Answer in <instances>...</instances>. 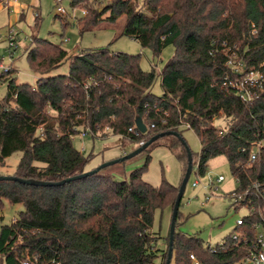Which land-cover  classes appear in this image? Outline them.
<instances>
[{"label":"trees","instance_id":"obj_1","mask_svg":"<svg viewBox=\"0 0 264 264\" xmlns=\"http://www.w3.org/2000/svg\"><path fill=\"white\" fill-rule=\"evenodd\" d=\"M89 1L106 2L70 0L71 6L88 5V14L81 17L87 19L84 27L97 24L106 12L112 22L126 15L125 35L139 40L155 58L173 45V56L158 73L154 66L148 71L141 67V54L87 49L71 57L68 74L45 76L68 51L32 34L27 59L40 77L32 85L19 83L13 77L15 69L8 73L7 94L0 98V167L21 152L14 176L60 181L90 170L94 154L73 144L72 136L81 127L97 133L108 126L113 134L138 144L166 131H178L183 137L188 123L201 143L197 160L191 152L197 174L205 175L209 161L223 155L238 181L236 191L255 182L264 188V145L255 162L249 163L254 144L264 142V89L244 102L224 87L230 71L220 50V43L228 40L239 44L247 68L264 63V0H142L143 6L138 0H108L102 8ZM39 21L37 16L36 27ZM158 77L161 95L152 92ZM90 78L97 83L85 88ZM138 116L148 126L146 133L129 132ZM216 118H225L227 127L215 126ZM160 145L184 163V178L188 143L171 134L143 150L145 164L128 179H116L107 166L55 186L0 180V208L4 200L24 206L0 228V264H21L35 256L36 264H157L160 257L166 264L170 234L165 237L167 249L162 250L156 245L160 235L151 228L158 209L173 211L180 186L164 177L154 186L143 178L151 148ZM181 216L179 209L174 264H192L191 254L203 264H238L253 248L251 221L256 218L236 226L211 251L201 238L179 230Z\"/></svg>","mask_w":264,"mask_h":264},{"label":"rangeland","instance_id":"obj_2","mask_svg":"<svg viewBox=\"0 0 264 264\" xmlns=\"http://www.w3.org/2000/svg\"><path fill=\"white\" fill-rule=\"evenodd\" d=\"M19 1L27 4V7L24 8L25 17H20L17 21H11L8 18V13L0 16V26L4 23L9 24V22H12L20 31V47L12 59H10L8 52L5 51L6 42H0V61L4 57L3 63L5 65H13L17 70L13 77H16L19 83L27 82L36 85L40 77V75L31 70L27 59V49L32 45L31 36L34 33L38 34L39 37L61 45L68 51V56L62 60L60 65L45 76L68 74L71 57L81 54L83 50L87 49L107 47L112 52L141 54V67L148 71L154 66L158 73L163 70L175 51L174 46L170 45L164 49L160 57L155 58L152 51L149 48H144L139 40L124 34L126 15H121L116 21L112 22L107 18L110 13L106 12L97 24L84 27L83 24L87 21L86 18H81L84 16H80L76 20L67 15H64L63 19L57 17L56 0ZM106 2L103 4L98 3L97 5L94 1H89L88 4L102 8ZM63 5L68 11L71 10L70 0H63ZM139 5L143 6L142 2L139 1ZM36 12L40 15L37 27L34 25V13L36 15ZM64 23L67 26L64 27ZM3 39L4 34L0 40ZM66 39H69V41H66ZM7 90L8 81H2L0 98L7 94ZM152 92L157 95L163 93L160 77L157 78ZM213 124L226 128L227 120L225 118H216L213 120ZM106 128L107 126L99 129L102 137L93 136V133H91L84 138L77 134L73 139V144L77 149L85 154H94L93 160L89 164L90 169L107 162L108 158L117 159L129 154L138 147L137 144L124 140L121 135L113 134L112 130H107ZM104 130H107V133H104ZM182 135L188 143L194 159L197 160L201 150L198 135L190 128L184 129ZM162 142H164L163 139L160 143ZM151 149V159L143 174L144 180L154 186H158L164 177L174 186H180L183 181L184 163L174 151L166 146L160 145ZM21 155V152H16L9 156L6 160V165L0 167V174L13 175ZM146 157L147 152L143 151L126 161L111 165L110 170L116 179H128L131 172L145 164ZM218 175H224L226 179L222 183L217 184L218 189H215V186L209 188L210 198L207 199V191L204 186L208 183L207 178L209 176L217 177ZM197 179L201 180V184L194 187L193 182ZM237 187L238 181L233 176L225 156L220 155L211 159L205 176L197 174V164H195L179 208L182 215L179 219V230L189 236L201 238L204 241V245L210 244L214 246L221 243L223 238L235 229L237 219L248 213L245 207L237 210L231 206L232 202L228 195L236 191ZM23 209L24 206L21 203L13 204L8 200H4V205L0 208V228L4 224H10ZM172 212L171 207H166L163 210L158 209L155 213L151 231L158 233L162 237L167 236L170 232ZM157 242L159 243V245L157 244L158 246L162 245L160 238Z\"/></svg>","mask_w":264,"mask_h":264},{"label":"built area","instance_id":"obj_3","mask_svg":"<svg viewBox=\"0 0 264 264\" xmlns=\"http://www.w3.org/2000/svg\"><path fill=\"white\" fill-rule=\"evenodd\" d=\"M12 1L15 0H0V3H2L4 7L8 8ZM138 1L142 2V0ZM56 10L59 15L70 16L73 20H76L80 16H86L89 12L88 5L71 6V10L68 11V9H66L63 5V0H56ZM253 31L256 32L255 29ZM3 34V40L6 41L5 51L8 52L10 59H12L15 52L20 47V31L16 28L15 24L11 23L7 26L4 33L0 31V38ZM66 41H69V39H66ZM220 44V50L225 56L226 65L230 71L224 77L223 86L234 92L242 101H252L255 98L256 93L259 90L264 89V63L259 67L247 68L238 43H230L228 40H223ZM3 61L4 57H2V60L0 61V86L2 81H7L8 73L12 69V66L5 65ZM96 83L97 82L94 81L93 78H90L86 82L85 88H89L91 85H95ZM166 115H168V113H166ZM164 122H166V120H164ZM184 126L188 128L191 127L188 123H184ZM152 127H155V124H152ZM99 129L100 128H98L97 133H93L89 127H83L80 128L75 135L79 134L82 138H84L86 135L93 133V136L98 135V137H102ZM106 129L111 130L108 126ZM107 130H104V133H107ZM138 131L140 132L136 123L134 126L129 128V132L137 134ZM75 135L72 136V139H74ZM144 143V141H140L137 145H143ZM263 145V141L254 144L249 155L250 164L255 162ZM241 150L245 151V148H241ZM225 179L224 175H218L217 177L209 176L207 178L208 183L204 185L207 191V199L210 198V193L208 192L209 188L215 186V189H218L217 184L222 183ZM200 181V179L195 180L193 182V186L197 187L200 185ZM228 198L235 206H238L239 209L241 207H245L248 210V213L245 216L237 219V226H243L247 224L249 220L256 218V220L253 219L254 221H251L252 227L255 230L253 248L249 250V253L245 255L238 262V264H264V188H261L259 183L255 182L253 185L243 190L230 193ZM257 201H261L262 204L260 205ZM237 236L238 235L235 234L233 237L237 238ZM210 247L211 251H215V245H210ZM190 258L192 260V264H203L195 254H191ZM37 261L38 258L36 256L33 258L27 257L21 264H35Z\"/></svg>","mask_w":264,"mask_h":264},{"label":"water","instance_id":"obj_4","mask_svg":"<svg viewBox=\"0 0 264 264\" xmlns=\"http://www.w3.org/2000/svg\"><path fill=\"white\" fill-rule=\"evenodd\" d=\"M136 126L137 128L140 130V132L142 133H146L148 130V126L146 125V123L144 122V120L142 119V117L138 116L135 120ZM176 135L178 136L183 142H185V140L183 139V137L180 135V133L178 131H166V132H162L159 134H156L155 136H153L149 141L145 142L142 146H140L139 148L135 149L134 151H132L129 154H126L120 158L117 159H113V160H109L107 162L102 163L101 165H99L98 167L94 168V169H90L82 174L79 175H75L60 181H45V180H39V179H34V178H21V177H17L14 175H0V180H16L19 181L21 183H25V184H30V185H37V186H55V185H62L66 182H69L71 180H76V179H80V178H84L89 176L90 174H93L97 171H99L102 168H105L107 166H111L113 164H116L120 161L126 160V159H130L132 157H134L135 155L141 153L145 148H147L152 142L156 141L157 139H159L160 137H163L165 135ZM187 151H188V167H187V171L186 174L183 178V181L180 185V189H179V193L173 208V212H172V219H171V226H170V239H169V249H168V257L166 260V264H171L173 256H174V251H173V242H174V234L176 231V221H177V216H178V211L180 208V202L181 199L184 195L186 186L189 182V179L191 177L192 171H193V157H192V153L190 148L187 146Z\"/></svg>","mask_w":264,"mask_h":264},{"label":"crops","instance_id":"obj_5","mask_svg":"<svg viewBox=\"0 0 264 264\" xmlns=\"http://www.w3.org/2000/svg\"><path fill=\"white\" fill-rule=\"evenodd\" d=\"M25 7H27V4L26 3H23V2H21V1H19V0H15V1H12L11 3H10V5H9V7L8 8H6V7H4V5L2 4V3H0V16L2 15V14H5V13H8V18L11 20V21H17L20 17H25V15H24V8ZM34 12H35V9H34ZM37 14L35 15V13H34V21H35V19H36V17L37 16H40L39 14H38V12H36ZM12 22H9V24H11ZM9 24H3V25H1L0 26V31L1 32H5V30H6V28H7V26L9 25ZM14 24V23H13ZM34 25H35V23H34ZM3 32V33H4ZM6 42L5 40H0V42ZM12 68L13 69H15L14 67H13V65H12ZM16 70V69H15ZM17 71V70H16ZM113 159V157H111V158H108V161L109 160H112ZM166 237V236H165ZM165 237H162V236H160V239L162 240V245L161 246H158L159 245V243L158 242H156V245H157V247L158 248H160V249H162V250H165V249H167V244H166V240H165ZM162 263V257H160V258H158V260H157V264H161ZM171 264H174V256H173V259H172V262H171Z\"/></svg>","mask_w":264,"mask_h":264}]
</instances>
